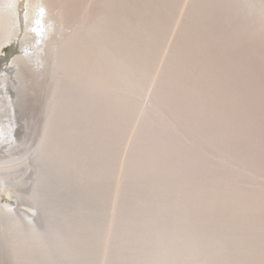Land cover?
<instances>
[{"label":"rangeland","instance_id":"obj_1","mask_svg":"<svg viewBox=\"0 0 264 264\" xmlns=\"http://www.w3.org/2000/svg\"><path fill=\"white\" fill-rule=\"evenodd\" d=\"M66 1L93 31L48 155L78 264H264V0Z\"/></svg>","mask_w":264,"mask_h":264},{"label":"bare ground","instance_id":"obj_2","mask_svg":"<svg viewBox=\"0 0 264 264\" xmlns=\"http://www.w3.org/2000/svg\"><path fill=\"white\" fill-rule=\"evenodd\" d=\"M22 1L0 0V264H78L65 213L70 192L59 189L57 167L48 155L63 124L57 103L63 85L57 78L59 55L93 41L91 17L80 33L75 4L27 0L22 9ZM50 83L53 96L44 103ZM40 122L42 133L32 143Z\"/></svg>","mask_w":264,"mask_h":264}]
</instances>
